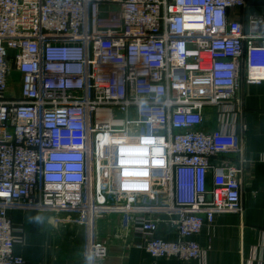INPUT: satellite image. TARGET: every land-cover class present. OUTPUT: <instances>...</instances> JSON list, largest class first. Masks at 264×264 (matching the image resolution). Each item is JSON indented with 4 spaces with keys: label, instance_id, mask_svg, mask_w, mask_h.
I'll use <instances>...</instances> for the list:
<instances>
[{
    "label": "built area",
    "instance_id": "1",
    "mask_svg": "<svg viewBox=\"0 0 264 264\" xmlns=\"http://www.w3.org/2000/svg\"><path fill=\"white\" fill-rule=\"evenodd\" d=\"M248 0H0V264H26L11 210L41 211L153 258L189 262L222 213H243L241 70L264 80V15ZM221 127L206 130L210 114ZM264 161V156L261 157ZM163 223L177 239L158 235Z\"/></svg>",
    "mask_w": 264,
    "mask_h": 264
},
{
    "label": "crops",
    "instance_id": "2",
    "mask_svg": "<svg viewBox=\"0 0 264 264\" xmlns=\"http://www.w3.org/2000/svg\"><path fill=\"white\" fill-rule=\"evenodd\" d=\"M230 15L245 21L248 15H264V0H248L247 8H233ZM247 69L241 70L235 112L226 118L230 129L240 134L244 155L251 160L246 165L243 182V213L217 215L212 226L204 229L196 240L204 248L197 260L153 258L143 249L116 242L114 225L103 223L97 238L107 241L109 255L97 264H264V80L247 81ZM216 110L210 114L205 128L212 131L222 125ZM16 226L24 228V242L14 251L26 264H87L85 260V231L71 222H59L53 215L31 210H11ZM158 235L167 240L177 239L174 227L163 223Z\"/></svg>",
    "mask_w": 264,
    "mask_h": 264
}]
</instances>
